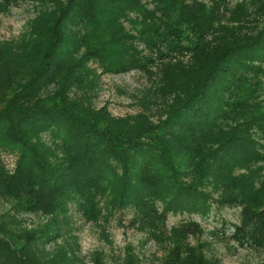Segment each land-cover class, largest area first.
Wrapping results in <instances>:
<instances>
[{
    "label": "trees",
    "instance_id": "trees-1",
    "mask_svg": "<svg viewBox=\"0 0 264 264\" xmlns=\"http://www.w3.org/2000/svg\"><path fill=\"white\" fill-rule=\"evenodd\" d=\"M40 1L21 38L0 43V152L16 155L12 171L0 159V196L48 219L27 229L1 215L0 264H74L60 242L70 204L94 221L132 206L165 233L168 211L201 204L206 185L242 205L238 243L264 247V0ZM97 69L154 76L142 100L158 119L96 108ZM186 226L160 264H218Z\"/></svg>",
    "mask_w": 264,
    "mask_h": 264
},
{
    "label": "rangeland",
    "instance_id": "rangeland-1",
    "mask_svg": "<svg viewBox=\"0 0 264 264\" xmlns=\"http://www.w3.org/2000/svg\"><path fill=\"white\" fill-rule=\"evenodd\" d=\"M148 1V0H143ZM203 0H184V3ZM234 4L240 0H229ZM40 0H17L4 10L0 9V43L16 41L27 31L29 21L43 5ZM149 7H152L149 4ZM129 28V24L125 23ZM96 67L95 63L91 64ZM94 67H92L94 69ZM154 69V68H153ZM264 69V65H263ZM88 97L96 108L105 107L116 117L147 114L152 121L159 116L156 104L145 108L146 99L154 83V76L140 70L124 73H108L97 69ZM260 98L264 103V85ZM0 159L7 171L15 166L14 153L0 152ZM262 174L264 175V163ZM205 200L190 210H169L164 229L152 232L149 226L136 220L132 206L107 207L105 199L99 204L105 213L97 220H87L76 205L68 207V223L63 224L65 237L60 242L69 246L74 264H120L127 256L134 257L139 264H160L172 247L170 234L183 224L186 239L192 246L201 249L205 257L218 264H262L264 247L239 244L234 236V226L240 224L242 205L221 202L220 191L211 185L202 188ZM156 205L162 210L165 202L158 199ZM16 215L19 225L27 229L42 226L48 217L40 213L15 212L12 201L0 196V216ZM59 242V243H60ZM52 247V246H51Z\"/></svg>",
    "mask_w": 264,
    "mask_h": 264
}]
</instances>
